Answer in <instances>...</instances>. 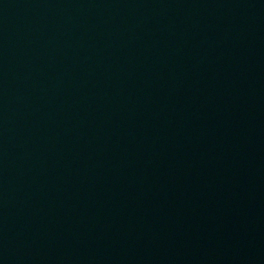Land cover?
I'll return each instance as SVG.
<instances>
[{
  "label": "water",
  "instance_id": "water-1",
  "mask_svg": "<svg viewBox=\"0 0 264 264\" xmlns=\"http://www.w3.org/2000/svg\"><path fill=\"white\" fill-rule=\"evenodd\" d=\"M0 264H264V0H0Z\"/></svg>",
  "mask_w": 264,
  "mask_h": 264
}]
</instances>
